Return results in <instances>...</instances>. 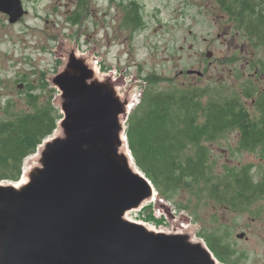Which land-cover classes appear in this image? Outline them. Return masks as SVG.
<instances>
[{"label": "rangeland", "instance_id": "rangeland-1", "mask_svg": "<svg viewBox=\"0 0 264 264\" xmlns=\"http://www.w3.org/2000/svg\"><path fill=\"white\" fill-rule=\"evenodd\" d=\"M21 1L26 13L16 23H9L8 16L0 12V108L9 99L22 106L21 93L28 90L43 100H55L59 92L50 79L70 49L86 55L99 76L112 73L124 85L122 93L138 101L146 87L144 78L151 75L182 86L192 80L201 87L211 85L229 93L238 92L254 68L264 65V46L253 37L251 43L242 31L236 34L229 16L213 0ZM132 2L141 9V22L126 25V9ZM253 3L264 7V0ZM220 59L223 66L216 70ZM207 63L212 64L207 67ZM187 70L205 75L199 80L188 76ZM181 71L185 74L177 78ZM255 82L258 91L264 89L259 78ZM242 101L252 118L258 116L255 103L246 98ZM238 142L239 135L233 132L211 148L223 163L251 165L250 174L260 182L264 156L238 152ZM158 200L130 212L129 218L163 231L179 222L187 225L196 239H200L198 235L226 234L224 241L233 254L226 264H264V197L245 213L215 212L202 205L189 214ZM162 205L169 207L173 218ZM194 214L199 215V221ZM241 234L244 236L239 238Z\"/></svg>", "mask_w": 264, "mask_h": 264}, {"label": "water", "instance_id": "water-1", "mask_svg": "<svg viewBox=\"0 0 264 264\" xmlns=\"http://www.w3.org/2000/svg\"><path fill=\"white\" fill-rule=\"evenodd\" d=\"M0 12L11 24L26 13L21 0H0ZM61 59L50 79L57 129L18 182H0V264H219L187 225L163 231L128 218L159 199L125 136L139 101L86 55L70 49Z\"/></svg>", "mask_w": 264, "mask_h": 264}, {"label": "trees", "instance_id": "trees-1", "mask_svg": "<svg viewBox=\"0 0 264 264\" xmlns=\"http://www.w3.org/2000/svg\"><path fill=\"white\" fill-rule=\"evenodd\" d=\"M218 1L228 11L235 9L243 30L262 44L264 19L252 0ZM141 18L139 5L132 2L126 9V24L140 23ZM144 80L146 87L129 114L125 136L136 167L159 199L189 214L202 205L215 212L245 213L264 197V177L256 183L251 165L223 163L211 148L236 132L238 152L264 156L263 99L255 101L258 116L252 118L236 91L176 85L156 75ZM20 97L22 106L9 99L0 108V182L20 180L24 161L53 135L62 118L53 100H43L32 90ZM194 218L200 220L198 214ZM198 236L220 263H228L233 254L224 241L226 234Z\"/></svg>", "mask_w": 264, "mask_h": 264}, {"label": "flooded vegetation", "instance_id": "flooded-vegetation-1", "mask_svg": "<svg viewBox=\"0 0 264 264\" xmlns=\"http://www.w3.org/2000/svg\"><path fill=\"white\" fill-rule=\"evenodd\" d=\"M112 2L115 0H111ZM253 2V0H252ZM213 3L216 7H219L220 9H222L225 14L227 16H229L232 24L234 25L233 27L235 28L236 30V34L238 32H244L246 38H248V40L254 44V42L250 39V37H247V32L243 30V28L241 27V25L239 24V14L238 12L231 8L230 7V10H226L224 6H222L218 0H213ZM256 5V4H255ZM257 6V5H256ZM257 15H262L263 16V19H264V7L262 6H257ZM245 16L247 17L246 13H245ZM253 17V16H252ZM125 18V16H124ZM251 20V19H250ZM124 22H125V19H124ZM127 25V24H126ZM226 36V35H225ZM232 42L235 41V38L232 37ZM230 43V42H229ZM228 44V43H227ZM262 46H264V32H263V41H262ZM228 52H231V49H230V46L228 45ZM212 54V53H211ZM211 57V55H209ZM208 56V57H209ZM223 61H227V59H223ZM231 62V61H230ZM212 63H207V67H210ZM223 66V63L220 59V62H219V66L216 68V70H218L219 67H222ZM192 71L194 72L193 74H189V72ZM196 72H199L201 75H197L195 74ZM184 71H181L179 72L178 74H176V77H182L183 76ZM186 74L188 76H194V77H197L199 80H202V78L204 77V72L202 71H196V70H187L186 71ZM257 78H259L260 82H262L264 84V65L261 64L260 66H257L254 68L253 70V73L252 74H249L247 78H245L243 80V83L239 86L240 87V90L238 91V93H240L242 95L243 98H246V96H248V98H246L247 100H251L253 103H255L256 100L258 99H263L264 100V89L263 90H260L258 91L257 88H256V82L257 81ZM174 80V79H173ZM188 86H196L197 84H194L195 82H192V80L188 81ZM185 84V83H183Z\"/></svg>", "mask_w": 264, "mask_h": 264}, {"label": "bare ground", "instance_id": "bare-ground-1", "mask_svg": "<svg viewBox=\"0 0 264 264\" xmlns=\"http://www.w3.org/2000/svg\"><path fill=\"white\" fill-rule=\"evenodd\" d=\"M24 169H26V167L24 168ZM26 180V178L23 176V178H22V181L24 182ZM156 201V200H155ZM154 201V202H155ZM128 218H129V214H128ZM129 219H131V218H129ZM131 220H133V219H131ZM134 221V220H133ZM141 223V222H140Z\"/></svg>", "mask_w": 264, "mask_h": 264}]
</instances>
